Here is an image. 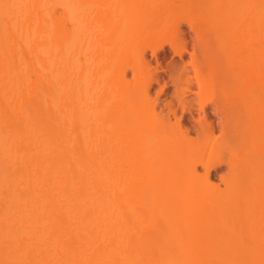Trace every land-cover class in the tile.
Segmentation results:
<instances>
[{"label": "bare ground", "instance_id": "1", "mask_svg": "<svg viewBox=\"0 0 264 264\" xmlns=\"http://www.w3.org/2000/svg\"><path fill=\"white\" fill-rule=\"evenodd\" d=\"M0 264H264V0H0Z\"/></svg>", "mask_w": 264, "mask_h": 264}, {"label": "rangeland", "instance_id": "2", "mask_svg": "<svg viewBox=\"0 0 264 264\" xmlns=\"http://www.w3.org/2000/svg\"><path fill=\"white\" fill-rule=\"evenodd\" d=\"M88 6H89V5H86V4H85L84 7H83V10H86V9L88 8ZM92 26L94 27V28H92V29H95V31H98V30L101 29V27H100L99 24H97V23H90V24H89V29H90ZM184 58H186V55L184 56ZM160 60L162 61V64H163V65H166L168 62H169L170 65H175L176 63L181 62L178 56H176V55H172V53L170 52L168 46H166L165 49L161 52V59H160ZM158 74H159V77H160L161 82H163V83H164V82H167V88H166V91L169 92V91L172 89V86H173V85H172V82L170 81V76H169V75H170V71H168V70L165 69V68H162L161 71H160ZM158 87H159V84H158V83H155V84H154V88H153V90H157ZM188 97H189V98H192L193 95H192V94H189ZM222 169H224V166H223ZM218 171H220V170L217 169V170H213V171H211V178H212L214 181H217L216 176H217L218 173H219Z\"/></svg>", "mask_w": 264, "mask_h": 264}]
</instances>
